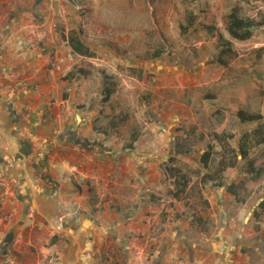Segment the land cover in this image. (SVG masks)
<instances>
[{
  "label": "rangeland",
  "instance_id": "obj_1",
  "mask_svg": "<svg viewBox=\"0 0 264 264\" xmlns=\"http://www.w3.org/2000/svg\"><path fill=\"white\" fill-rule=\"evenodd\" d=\"M235 6L263 22L248 40L227 30ZM73 29L95 56L73 52ZM11 99L33 144L23 169L63 218L59 235L19 244L38 264H264V175L248 172L249 160L264 169V144L239 154L225 186L203 180L225 155L216 133L237 149L258 126L235 109L264 122V0H0V168L19 167L1 142L14 138ZM170 157L189 180L179 200ZM240 176L243 201L227 191Z\"/></svg>",
  "mask_w": 264,
  "mask_h": 264
},
{
  "label": "crops",
  "instance_id": "obj_2",
  "mask_svg": "<svg viewBox=\"0 0 264 264\" xmlns=\"http://www.w3.org/2000/svg\"><path fill=\"white\" fill-rule=\"evenodd\" d=\"M10 104L11 111L19 114L17 103ZM24 137L1 139L3 147L21 159L18 161L20 168L14 167L11 171L0 173V264H38V259L30 252V246L23 250L19 244L31 245L39 238L47 240L59 235L63 224L57 193L49 185L37 183L23 169L27 160L23 151L27 153L33 148L32 142ZM6 164L13 166L10 159L9 163H5L8 170ZM64 232V236L71 235L69 231ZM42 249L43 256L47 258L53 251L44 245Z\"/></svg>",
  "mask_w": 264,
  "mask_h": 264
},
{
  "label": "trees",
  "instance_id": "obj_3",
  "mask_svg": "<svg viewBox=\"0 0 264 264\" xmlns=\"http://www.w3.org/2000/svg\"><path fill=\"white\" fill-rule=\"evenodd\" d=\"M195 16L191 15L189 18V26H193L196 22ZM263 25L262 20L249 18V17H243L240 14V9L238 6H235L232 11L230 12L228 16V24H227V30L231 37L237 39V40H248L254 35V31L258 26ZM63 37L69 42L73 52L81 55V56H89L93 57L95 56L93 50L91 49L90 45L87 44L80 35L73 29L72 32L69 33L68 36L65 35V32L62 34ZM224 48L222 49L223 54H228L231 51L230 43H222ZM77 74H87L88 71H86L83 68H79L77 70ZM75 72L71 70L65 75V79L69 78L70 76H73ZM104 91H103V102H108L115 92V83L110 80V78L106 75L104 76ZM235 114L243 121V122H259L258 126L255 127L250 132H246L244 134V138L240 140L239 142V148L235 149L234 147L229 146L228 140H223L225 137L224 133H216L215 138L217 141L222 145V147L225 149V155L220 159L219 165L217 168L210 172L208 171L203 176L204 182L211 181L215 186L221 187L225 186L226 182L222 176L223 173H231L234 174L237 171L238 166V160H239V154L242 156L243 159L249 160V152L252 147L256 145L264 144V122H260L263 119V115L260 113H251L248 111H245L243 109H235ZM138 138V134H135L133 140L131 141L130 145H133V142L136 141ZM228 138L234 139L235 135L229 134ZM213 145L208 144L207 149L204 151L202 155V161L205 164V166H208L211 157ZM174 161V157H170V171L175 175V177H179L182 180V183L177 182L176 183V191L174 192V196L177 200H179V197L184 193L189 180L187 179V176L182 174L178 168L172 167L171 162ZM249 163V169L248 172L253 174V176H263L264 175V169L258 168L255 164V162L252 160L248 161ZM244 176L238 177L236 180L232 181L231 183L227 184V191L234 194L235 196L239 197L240 201H243L244 199H241V194L238 189V187L243 184ZM177 206V204H175Z\"/></svg>",
  "mask_w": 264,
  "mask_h": 264
},
{
  "label": "flooded vegetation",
  "instance_id": "obj_4",
  "mask_svg": "<svg viewBox=\"0 0 264 264\" xmlns=\"http://www.w3.org/2000/svg\"><path fill=\"white\" fill-rule=\"evenodd\" d=\"M12 100V99H11ZM15 101L14 100H12V101H10V103H14ZM17 102V101H16ZM10 103H7V104H9V108L8 109H4L5 110V114H4V121H5V123H6V125L8 124V125H10V128H11V131L9 132V136H14L15 138H18V135H16V134H20L22 131H23V129H24V127L22 126V122H23V117H22V115L21 114H16V113H13L12 111H11V104ZM1 105V104H0ZM4 105V104H3ZM16 127H18L19 128V131L17 132V133H15V130H14V128H16ZM13 129V130H12ZM17 131V130H16ZM24 137V136H23ZM25 139H27V137L25 136L24 137ZM29 140V139H28ZM24 152V155L26 156L25 158H27L29 155H31L30 153L31 152H25V150L23 151ZM19 159H21V158H19V157H17V156H15V155H13V162H17V161H19ZM5 163H9V160L8 159H6L5 158V161H2V165H3V168L1 167L0 168V173H3V172H7V171H11L12 169H14V167L13 166H10V165H8V164H6V165H8L9 166V168H8V170H7V168H5ZM21 164V163H20Z\"/></svg>",
  "mask_w": 264,
  "mask_h": 264
},
{
  "label": "built area",
  "instance_id": "obj_5",
  "mask_svg": "<svg viewBox=\"0 0 264 264\" xmlns=\"http://www.w3.org/2000/svg\"><path fill=\"white\" fill-rule=\"evenodd\" d=\"M63 221V220H62ZM62 224V223H61Z\"/></svg>",
  "mask_w": 264,
  "mask_h": 264
}]
</instances>
